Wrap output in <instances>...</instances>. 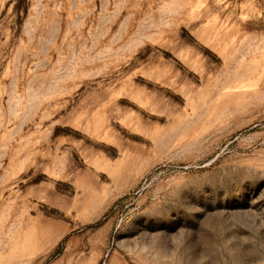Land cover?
Segmentation results:
<instances>
[{"label": "rangeland", "instance_id": "374dc122", "mask_svg": "<svg viewBox=\"0 0 264 264\" xmlns=\"http://www.w3.org/2000/svg\"><path fill=\"white\" fill-rule=\"evenodd\" d=\"M0 264H264V0H0Z\"/></svg>", "mask_w": 264, "mask_h": 264}]
</instances>
